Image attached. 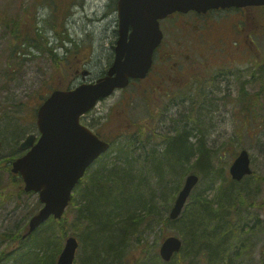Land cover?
Returning a JSON list of instances; mask_svg holds the SVG:
<instances>
[{
    "label": "rangeland",
    "instance_id": "1",
    "mask_svg": "<svg viewBox=\"0 0 264 264\" xmlns=\"http://www.w3.org/2000/svg\"><path fill=\"white\" fill-rule=\"evenodd\" d=\"M6 1L11 12H18L20 6L22 9L29 2H35L0 0V9L5 5L7 7ZM37 1L41 3L42 0ZM116 1L68 0L72 4L63 19L64 30L61 33L63 37L68 36L72 39V42L66 41L67 47L71 49L66 54L64 48L55 46L59 44L60 39L54 30L47 27L52 18L50 7L38 6V19L45 20L41 25L45 26L44 31L51 44L55 46L53 50L61 58L58 62L51 58V54L35 49L34 55L13 56L14 45L9 44L7 37L0 34V252L14 245L13 234L15 232L21 234L30 216L42 206L37 193L25 192L20 186L14 189L12 186L13 183L17 184L16 179L19 176L10 172L11 162L25 152L19 150L18 145L28 134L35 135V140L39 137L35 120L36 110L53 88L56 86L70 88L81 82L94 81L105 74L113 61L117 39ZM55 3H60V0H50V5ZM254 40L257 48L253 52L252 60L250 59L248 63H241V60L230 63L232 72L225 67L219 69L208 64L202 65L180 84L181 89L174 90L173 95L166 99L160 97V93L153 95L151 90L140 93L135 84H130L99 100L93 109L80 117L79 121L109 139L115 146L127 139L134 141L133 174L145 177L149 190L154 193L158 192L157 180L150 168L144 166L147 155L152 149H164L163 144L169 137L175 136L178 130H189L194 126H197L199 131L202 130L203 134L194 132L195 136L189 137V140L195 142L200 137L206 147L216 150L210 159L217 169L221 168L223 175L230 177L229 165L240 150L245 149L250 160L251 174L264 178V78H258L257 74L255 77L252 76L257 65L263 60L264 37H254ZM211 60V64L214 65V58ZM82 72L86 75H82ZM241 98L247 103L252 101L250 112H246L249 106L244 105L240 101ZM9 132H12L11 140L7 137L10 135ZM110 149L111 146L87 170L83 177L85 181L87 175L100 168L104 162L109 166L115 161L116 164H120L115 159L116 148L108 153ZM187 169L189 165L185 170ZM185 170L179 168L177 177L172 181L175 186L178 185V189L172 196L169 206V202L161 203L163 200L159 199L158 194L154 196L159 213L156 222L150 223L142 234V239H137L136 233L129 236L123 248V251H126L124 258L119 257L110 264H153V255L156 254L165 262L158 252L163 238L168 235L180 239L181 237L174 223L168 224L160 231L161 224L157 220L168 216L186 175L192 172L190 170L185 173ZM251 174L234 181L238 186L252 185L250 188L254 192L252 197L260 205H253L250 210L241 209L235 222H238L239 226H253V229L245 234L236 229L231 233L228 238L231 249L227 250L226 254H232V261L226 259L223 264H262L264 180L258 185ZM220 180L217 179L213 184L209 180H199L193 193L201 191L209 199L213 198L218 191ZM81 185L82 181L74 188L73 198L65 210L66 237L73 235L78 240L74 264H87L84 262L88 258V255L84 254V242L91 239L93 234L85 231L80 233L77 230L79 227L77 209L83 202ZM190 204L191 199L188 198L183 209H188ZM53 232L58 236L57 230ZM78 233L80 234L76 236ZM64 241L65 238L61 242V249ZM241 244L246 245L245 255L242 256L236 254ZM20 259H16V264H27ZM175 259L172 264H178ZM1 264H15V259ZM185 264L205 263L196 259L192 263L185 261Z\"/></svg>",
    "mask_w": 264,
    "mask_h": 264
},
{
    "label": "trees",
    "instance_id": "2",
    "mask_svg": "<svg viewBox=\"0 0 264 264\" xmlns=\"http://www.w3.org/2000/svg\"><path fill=\"white\" fill-rule=\"evenodd\" d=\"M5 3L7 7L5 5L0 9V34L7 37L9 44L14 45L13 56L34 55L33 49H35L51 54V58L58 62L61 58L53 50L55 46L64 48L65 54L70 52L71 49L67 47L66 41L72 42V39L68 36L63 37L61 33L64 30L63 19L70 11L71 2L60 0V3L50 5V0H42L41 3L35 0L34 3L31 1L24 5L22 9L20 6L18 12H11L9 3L7 1ZM39 5H48L51 9L52 18L47 23L49 25L47 27L57 34L60 39L58 45L51 44L44 31L45 26L41 25L45 20L38 19ZM262 65L264 66L263 60L253 72L254 77L257 74L258 78H264ZM55 88L67 89L69 86ZM240 101L244 105L248 104L249 108L246 112H250L252 101L247 103L244 98ZM194 132L203 134L197 126L189 130H178L175 136L169 137L163 144L164 149H152L147 155L144 166L150 168L157 180V193L149 190L145 177L133 174L134 141L127 139L115 146L108 139L111 145L108 153L116 148L115 159L120 164H116L115 161L112 166H109L104 162L100 168L87 175L86 181L81 179L83 185L80 190L83 202L77 209L79 215L77 230L80 233L81 231L93 233L91 239L84 242V254L88 255L84 262L110 264L119 257L124 258L126 251H123V248L129 236L136 233L137 239H142V234L150 223L156 222L159 213L154 196L158 194L159 199L163 200L161 203L169 202V206L172 196L178 189V185L175 186L172 182L178 175L177 170L179 168L185 170L188 165L189 169L185 170V173L191 170L190 173L200 175L201 181L209 180L213 184L220 178L218 191L210 199L201 191L195 193L192 191L189 196L190 207L184 208L176 219L171 220L165 216L157 220L161 224L160 231L170 223L176 225L182 246L179 253L174 254L169 262L161 261L157 254L153 255V264H172L174 258L178 264H185V261L192 263L196 259L205 264H223L226 259L232 261V254H226L227 250L231 249L228 239L231 233L236 229L245 234L253 229V226H239L238 222H235L236 216L241 209L250 210L251 206H257L260 203L252 197L254 194L253 189H250L252 185L238 186L231 177L223 175L221 168L217 169L212 164L210 157L212 153H216V150L206 147L200 137L195 142L189 140V137L195 136ZM11 133L7 135L10 140L13 138ZM251 177L258 185L264 180L263 177H255L253 174ZM16 183L12 185L14 189L22 187L20 178L16 179ZM65 215L66 212L60 219L50 218L25 238L22 234L15 232L12 236L14 245L0 252V264L12 258L15 259V264L17 258H23L20 260L27 264H55L60 253L61 242L66 237ZM51 230L52 233H50ZM53 230H57L58 236ZM245 246V244L239 245L236 254L245 255ZM261 252V262L264 264V250Z\"/></svg>",
    "mask_w": 264,
    "mask_h": 264
},
{
    "label": "water",
    "instance_id": "3",
    "mask_svg": "<svg viewBox=\"0 0 264 264\" xmlns=\"http://www.w3.org/2000/svg\"><path fill=\"white\" fill-rule=\"evenodd\" d=\"M246 5L262 6L264 0H117V39L113 61L106 73L69 89L52 90L36 111L39 137L35 141V135H27L19 144V150H26L25 153L11 163L10 171L20 176L23 190L37 193L42 203L28 219L23 238L51 216L62 217L79 180L108 150L110 144L81 124L80 116L92 109L99 99L126 87L131 79L145 77L153 50L162 36L158 20L175 11ZM82 75H86L85 72ZM228 172L237 181L251 174L245 149L231 162ZM198 180L195 173L186 175L169 210V219L180 215ZM181 245L177 236L165 237L158 249L162 260L169 261ZM77 247L76 237L67 236L55 264H74Z\"/></svg>",
    "mask_w": 264,
    "mask_h": 264
},
{
    "label": "flooded vegetation",
    "instance_id": "4",
    "mask_svg": "<svg viewBox=\"0 0 264 264\" xmlns=\"http://www.w3.org/2000/svg\"><path fill=\"white\" fill-rule=\"evenodd\" d=\"M158 24L162 36L153 50L150 68L144 78L131 80L128 85L135 84L140 93H160L166 99L202 65L232 72L230 63L250 62L257 48L254 37H264V5L175 11L159 19ZM262 56L264 61V53Z\"/></svg>",
    "mask_w": 264,
    "mask_h": 264
}]
</instances>
